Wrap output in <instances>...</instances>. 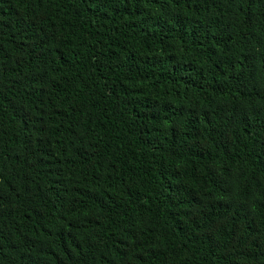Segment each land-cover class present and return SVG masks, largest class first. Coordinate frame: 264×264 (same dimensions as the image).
Masks as SVG:
<instances>
[{
  "label": "trees",
  "instance_id": "1",
  "mask_svg": "<svg viewBox=\"0 0 264 264\" xmlns=\"http://www.w3.org/2000/svg\"><path fill=\"white\" fill-rule=\"evenodd\" d=\"M0 264H264V0H0Z\"/></svg>",
  "mask_w": 264,
  "mask_h": 264
}]
</instances>
